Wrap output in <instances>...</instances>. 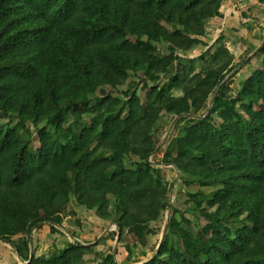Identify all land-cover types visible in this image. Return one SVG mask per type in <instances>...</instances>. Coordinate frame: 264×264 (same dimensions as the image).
<instances>
[{
  "label": "trees",
  "instance_id": "1",
  "mask_svg": "<svg viewBox=\"0 0 264 264\" xmlns=\"http://www.w3.org/2000/svg\"><path fill=\"white\" fill-rule=\"evenodd\" d=\"M224 1L0 0V115L18 120L0 131V240L22 264H84L94 252L72 242L31 258L34 227L46 221L53 233L64 231L58 214L71 192L102 218L118 215L122 233L129 228L139 240L150 221L171 209L169 234L142 264H264V59L230 97L225 79L244 64L235 67L223 36L200 58L180 57L199 42L193 36H203V21L221 16ZM163 41L176 66L159 55ZM139 70L150 90L144 102L135 89L121 93L128 107L123 118L124 105L110 91ZM165 75L172 85L159 84ZM174 88L183 97L175 98ZM89 94H100L102 103L75 132L66 118L84 123ZM163 112L187 122L183 136L167 146L164 164L214 189L213 211L204 210L207 224L198 231L176 218L161 165L149 161ZM27 117L35 125L45 118L57 137L39 129L40 148L30 150L19 137ZM129 154L141 159L135 169L125 166ZM241 223L247 224L229 228ZM99 264L119 263L110 254Z\"/></svg>",
  "mask_w": 264,
  "mask_h": 264
},
{
  "label": "rangeland",
  "instance_id": "2",
  "mask_svg": "<svg viewBox=\"0 0 264 264\" xmlns=\"http://www.w3.org/2000/svg\"><path fill=\"white\" fill-rule=\"evenodd\" d=\"M212 20L208 19L203 21V36H193V39L199 42L196 44L193 43L187 52L180 53V57L185 62L189 59L194 60L200 58L207 51L215 49L214 44L216 40L222 36V22L215 25L212 23ZM262 23L264 24V20ZM260 29L258 38L259 48L264 41V25ZM170 31L173 32L172 29ZM152 38L153 33L150 32L145 39L152 40ZM158 47L159 55L162 57L164 63L176 66L177 62H172L170 59L168 43L163 41ZM258 49H255L254 52ZM253 53L244 55L241 60H234L235 67L241 64L244 65L239 70L228 73L225 79V83L230 82V89L228 90L230 97H235L241 91L247 79L261 68L264 54L259 53L256 57H251ZM170 79L171 77L169 75H165L159 81V84H171ZM145 83L150 85L146 80L144 71L139 70L132 72L130 78L116 90L110 91L113 98L120 99L124 105L121 111L123 118H126L128 115V107L125 106L126 99L121 93L129 89H135L141 101L144 102L147 92L150 90V88L144 87ZM173 96L175 98L183 97V92L178 88H174ZM84 101L88 105L86 108L88 112L83 116L85 124L75 121L71 115H68L66 118V126H72L75 132L83 130L86 124H90L95 117L92 112L102 103V96L100 94H89ZM115 116V114H112L109 115V118ZM17 123L18 120L14 117L3 118L0 115V131H5L8 127L15 126ZM24 123L25 128L20 130L19 137L32 151L40 148L39 129L46 128L47 133L52 138L57 137L54 130L47 126L45 118H41L37 125H35L32 118L27 117L24 119ZM186 127V120L179 121L173 115L166 114V112L161 113V117L153 131V139L157 150L150 156L149 161L161 165L160 181L167 187V201L176 210V218L179 221H182L181 218L187 219L191 223V229L198 231L207 224L203 213L204 210L213 211L209 209L208 203L213 198L214 189L201 188L192 177L177 171L173 165L164 164V152L167 146L174 138L182 137ZM184 151L190 155L189 150L184 149ZM140 161L139 156L132 154L127 155L124 159L125 166L128 169H135ZM108 198L111 201L109 213L114 214L115 199L112 196ZM68 200L69 203L58 214L61 218V225L64 231L57 230L56 233H53L46 221L32 229L31 249L35 252V257H49L53 253L66 249L72 242H79L82 245L94 246V252L85 256L84 264H99L101 263L102 256L105 257L110 254H115V259L119 264H142L155 255L161 242L169 234L168 227L171 209L165 211L157 220L150 221L146 230L150 232L147 233L144 239L139 240L134 233L130 232L129 228H124V233H122L120 230L121 225L118 222V215H113L110 218L100 217L96 210H89L79 205L74 192L70 193ZM246 224H232L229 225V228L232 231H236L242 229ZM182 226L186 227L187 225L182 223ZM165 232L166 235L164 236ZM26 236L27 234H22L12 237V239L17 242L19 238ZM98 254L101 256H98ZM0 264H22L20 257L12 245L1 240Z\"/></svg>",
  "mask_w": 264,
  "mask_h": 264
},
{
  "label": "crops",
  "instance_id": "3",
  "mask_svg": "<svg viewBox=\"0 0 264 264\" xmlns=\"http://www.w3.org/2000/svg\"><path fill=\"white\" fill-rule=\"evenodd\" d=\"M220 13L221 16L213 18L212 23L222 22V36L235 61L259 48L260 27L264 25V0H226Z\"/></svg>",
  "mask_w": 264,
  "mask_h": 264
},
{
  "label": "water",
  "instance_id": "4",
  "mask_svg": "<svg viewBox=\"0 0 264 264\" xmlns=\"http://www.w3.org/2000/svg\"><path fill=\"white\" fill-rule=\"evenodd\" d=\"M264 49V41L262 43V45L260 46V48L251 56V57H256L257 54H259L262 50ZM166 235V232L164 234V236ZM34 252L32 251V254H31V258L34 257Z\"/></svg>",
  "mask_w": 264,
  "mask_h": 264
}]
</instances>
